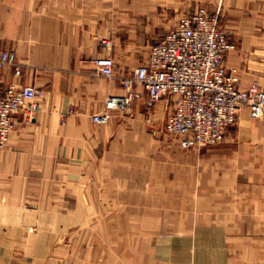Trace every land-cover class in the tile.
I'll return each mask as SVG.
<instances>
[{"label":"crops","instance_id":"1","mask_svg":"<svg viewBox=\"0 0 264 264\" xmlns=\"http://www.w3.org/2000/svg\"><path fill=\"white\" fill-rule=\"evenodd\" d=\"M200 4L223 8L237 44L226 66L240 87L264 88V0H0V49L14 50L23 70L6 66L0 85L45 92L38 117L26 124L18 114L0 150V264H55L56 213L81 221L118 181L128 211L173 219L144 227L207 231L203 262L264 264V117L243 108L222 142L185 149L161 134L167 100L150 104L137 86L132 110L93 121L107 97L126 93L122 78L148 61L151 45ZM102 55L113 56L114 77L97 72ZM108 167L116 179L104 185Z\"/></svg>","mask_w":264,"mask_h":264},{"label":"built area","instance_id":"2","mask_svg":"<svg viewBox=\"0 0 264 264\" xmlns=\"http://www.w3.org/2000/svg\"><path fill=\"white\" fill-rule=\"evenodd\" d=\"M105 44L110 46L108 41ZM235 48L216 17L201 11L182 17L151 45L148 61L122 78L126 93L107 97L105 110L94 114L93 121L106 124L113 111L131 109L140 96L136 87L142 86L150 104L163 99L169 103L166 127L182 147L203 148L222 142L241 109L248 108L253 118L264 117V88L257 83L240 87L239 75L226 66V57ZM94 63L100 74L114 77L112 56L96 57ZM8 65L15 76L22 75L15 51L0 49V73ZM44 94L36 84L0 85V149L8 144L17 115L32 120Z\"/></svg>","mask_w":264,"mask_h":264},{"label":"rangeland","instance_id":"3","mask_svg":"<svg viewBox=\"0 0 264 264\" xmlns=\"http://www.w3.org/2000/svg\"><path fill=\"white\" fill-rule=\"evenodd\" d=\"M222 10L221 5L200 4L193 12H206L210 17H216L218 27L225 31L228 36L227 30L223 26ZM189 14L187 13L186 15ZM233 43L237 47V44ZM235 71L238 74L237 70ZM41 103L40 108L31 116L33 117L32 120L29 121L22 114L23 121L26 124L38 117L42 107ZM128 110L130 109L113 111L111 120L102 125L110 124L116 112ZM26 117L30 116L26 115ZM166 122L164 123V130H161V134L166 135L168 141H179V138L168 132ZM16 127L17 123L11 132L10 139ZM158 135L157 130H152L151 142H154L153 138H156ZM7 145L0 150L5 149ZM196 149L201 150L202 148ZM155 171L157 172L156 169ZM102 176L101 179L104 181V185L116 179V174L110 171V167H108L106 174ZM114 184L117 186L115 188L117 190L115 195L113 197L98 199L96 211H91L81 221L73 219V216H71L72 220L68 216L64 218L65 216L56 213L55 264H210L209 262H203L202 257H199V255L203 254L201 251L206 250L207 245L210 244L204 236L207 231L144 227V225L152 224L154 226L164 221H173V219H169L170 215L166 214H140L132 211V209L128 211L130 209L128 207L129 199L119 194L121 188L123 190L125 188L121 187L124 186V183L118 181ZM122 192L124 193V191ZM166 208L169 211H175L177 207L170 206ZM189 218L191 217L189 216ZM85 254L92 255V258L94 255H98V259L112 255L115 260L108 261L104 259V261L97 262H81V255Z\"/></svg>","mask_w":264,"mask_h":264}]
</instances>
